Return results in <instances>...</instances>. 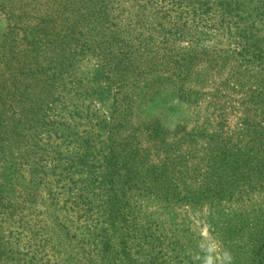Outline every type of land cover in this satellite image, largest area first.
Segmentation results:
<instances>
[{"label": "rangeland", "instance_id": "obj_1", "mask_svg": "<svg viewBox=\"0 0 264 264\" xmlns=\"http://www.w3.org/2000/svg\"><path fill=\"white\" fill-rule=\"evenodd\" d=\"M118 4L126 10L123 26L130 36L146 40L160 56L181 51L192 60L190 99L141 83L132 114L113 135L105 121L82 119L86 110L113 116L110 96L80 108L78 116L57 108L28 123V106L24 120L23 108L10 112L12 120L0 123V264H255L252 246L264 234V193L253 184L237 181L228 205L223 199L186 201L184 193L169 202L159 185L144 189L139 177L127 191L131 204H124L128 222L122 223L109 217L107 188L93 190L98 180L82 172L79 161L83 153L92 156L86 172H100L110 187L109 171L97 169L113 155L107 149L111 136L120 141L133 130L143 139L145 156L154 162L164 156L171 172H180L179 187L190 185L192 192L212 175L215 144L226 147L217 153L222 157L256 145L248 163L257 162L264 148V0ZM20 20L1 15L0 32ZM95 67L87 57L79 74L92 80ZM151 126L164 136L163 150L146 140ZM86 184L92 203L76 195ZM107 236L113 246L105 243Z\"/></svg>", "mask_w": 264, "mask_h": 264}, {"label": "trees", "instance_id": "obj_2", "mask_svg": "<svg viewBox=\"0 0 264 264\" xmlns=\"http://www.w3.org/2000/svg\"><path fill=\"white\" fill-rule=\"evenodd\" d=\"M125 13L120 4L116 6V0H18L15 4L0 0V17L21 18L19 25L8 23L0 32V123L11 121L10 112L18 108H23L19 117L24 120L27 106L28 123L31 117L37 120L41 113L48 115L57 108L62 113L78 116L76 111L80 108L90 107V102L103 101L110 96L116 103L113 116L86 110L82 119L96 120V123L105 121L109 134L113 135L125 126L132 114L133 99L141 83L151 84L155 90L175 89L182 99L188 100L192 60L181 51L176 55L174 51L168 57L166 54L160 56L159 50L149 42L130 36V30L126 31L123 26L127 19ZM87 57L96 62L92 80L79 74L80 63ZM43 107L46 110H42ZM93 129L95 131V125ZM159 133L151 126L146 136L157 151L163 150L164 145V136L160 139ZM111 138L107 149H111L113 155L97 169L103 174L109 171L110 187L100 172L94 175L86 172L92 156L83 153L79 168L90 179L98 180L99 186L93 190L107 188L103 190L108 197V214L112 220L128 222L124 213V204H131L127 191L139 177L144 189L152 190L159 185L158 189L169 202L184 193L186 201L198 197L221 203L223 199L228 205L231 198H226L237 181L253 184L264 193V148L257 162L248 163L249 157L256 152V145H247V152L239 149L236 156L225 154L224 158L217 153L226 147L215 144L218 152L212 153V175L205 186L192 192L190 185L179 187L180 172L172 173L164 156H160L162 162L145 156L139 131L131 130L121 142ZM117 178L123 181L120 183ZM152 182L156 184L153 186ZM90 187L86 184L77 188V197H86L84 200L92 203L95 196H86V189ZM255 240L252 246L254 263L264 264V234H259ZM105 243L113 246L112 238L105 237Z\"/></svg>", "mask_w": 264, "mask_h": 264}]
</instances>
